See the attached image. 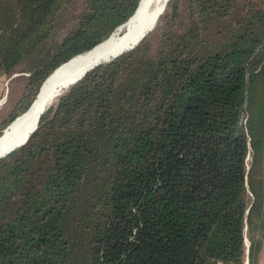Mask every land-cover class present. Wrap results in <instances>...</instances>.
Returning <instances> with one entry per match:
<instances>
[{
	"label": "trees",
	"instance_id": "16d2710c",
	"mask_svg": "<svg viewBox=\"0 0 264 264\" xmlns=\"http://www.w3.org/2000/svg\"><path fill=\"white\" fill-rule=\"evenodd\" d=\"M138 3L0 0V78L29 72L0 134ZM263 77L257 0H168L133 48L85 72L0 158V264H258Z\"/></svg>",
	"mask_w": 264,
	"mask_h": 264
},
{
	"label": "bare ground",
	"instance_id": "6f19581e",
	"mask_svg": "<svg viewBox=\"0 0 264 264\" xmlns=\"http://www.w3.org/2000/svg\"><path fill=\"white\" fill-rule=\"evenodd\" d=\"M162 3L163 0H140L134 13L107 38L90 50L76 54L57 66L42 85L40 95L32 107L22 115H18L5 133L0 136V153L27 136L37 125L40 111L51 105L58 98L63 87L71 80L92 64L103 62L138 39H142L155 24L159 16H156L157 12Z\"/></svg>",
	"mask_w": 264,
	"mask_h": 264
},
{
	"label": "rangeland",
	"instance_id": "374dc122",
	"mask_svg": "<svg viewBox=\"0 0 264 264\" xmlns=\"http://www.w3.org/2000/svg\"><path fill=\"white\" fill-rule=\"evenodd\" d=\"M257 2L264 7V0H257ZM72 13L69 14V16ZM158 31H153L151 35V39L153 40V43H155V40L158 35ZM22 65L17 71L13 72L11 76H2L0 78V121H1V113L3 110H6V108L9 106L12 108V105H14L15 96L22 90V82L21 79H19L17 76L19 75H27L29 72L24 69L22 70ZM264 78V77H263ZM263 79L261 80L262 83ZM262 93V92H261ZM260 92L258 94V97H260ZM250 161V156L248 157V162ZM246 244L248 245L249 242L247 239H245V249L247 248ZM258 264H264V245L262 249L260 250L259 258H258Z\"/></svg>",
	"mask_w": 264,
	"mask_h": 264
},
{
	"label": "water",
	"instance_id": "95a60500",
	"mask_svg": "<svg viewBox=\"0 0 264 264\" xmlns=\"http://www.w3.org/2000/svg\"><path fill=\"white\" fill-rule=\"evenodd\" d=\"M140 1V0H139ZM167 1L168 0H163V3H162V5H161V7H160V9H159V11L157 12V15L156 16H158V15H160V14H162L163 13V11H164V8H165V5H166V3H167ZM120 26V25H119ZM118 26V27H119ZM117 27V28H118ZM141 39H138L135 43H133L132 45H129L128 47H126L125 49H123V50H121V51H119L118 53H116L115 55H113L111 58H108V59H106L105 61H103V62H98V63H95V64H92L91 66H89L86 70H84L79 76H77L75 79H73V80H71V82L69 83V84H67L66 86H64L63 88L64 89H62L61 91H60V93H59V95L70 85V84H73V83H75L76 81H78L84 74H85V72H87L88 70H90V69H92L94 66H96V65H99V64H102V63H105V62H108V61H110V60H112V59H114V58H116L117 56H119L120 54H122V53H124V52H126V51H128L129 49H131V48H133L139 41H140ZM100 43V42H99ZM98 44V43H97ZM96 44V45H97ZM96 45H94L93 47H95ZM92 47V48H93ZM91 49V48H90ZM89 49V50H90ZM86 51H88V50H86ZM85 52V51H84ZM81 53H83V52H81ZM80 54V53H79ZM64 63V62H63ZM62 63V64H63ZM61 65V64H60ZM60 65H58V66H60ZM57 68V67H56ZM56 68H54L47 76H46V78L41 82V84L39 85V87H38V89H37V91H36V93H35V96H34V98L32 99V101L30 102V104H29V106H28V108L25 110V111H23L22 113H20L19 115H22L23 113H25V112H27L31 107H32V105L36 102V100L38 99V97H39V95H40V92H41V87H42V85L44 84V82L50 77V75L52 74V72L56 69ZM49 106V105H48ZM47 106V107H48ZM47 107H45V108H43L41 111H40V114L47 108ZM18 117V115L5 127V128H3L2 129V132H1V134H0V136H2L4 133H5V131H6V129L8 128V127H10V125H11V123L14 121V120H16V118ZM37 126V125H36ZM36 126L27 134V136L24 138V139H22V140H20V141H18V142H16V143H14V144H12V145H10L5 151H3L2 153H0V158L1 157H3V156H5V155H7L9 152H11L12 150H14L15 148H17V147H19V146H21L22 144H24L25 142H26V140H27V138L29 137V135H30V133L36 128Z\"/></svg>",
	"mask_w": 264,
	"mask_h": 264
},
{
	"label": "built area",
	"instance_id": "2783aa9c",
	"mask_svg": "<svg viewBox=\"0 0 264 264\" xmlns=\"http://www.w3.org/2000/svg\"><path fill=\"white\" fill-rule=\"evenodd\" d=\"M246 246H247V248H246V251L248 250V245L246 244ZM244 264H248V258L247 257H245V259H244Z\"/></svg>",
	"mask_w": 264,
	"mask_h": 264
}]
</instances>
